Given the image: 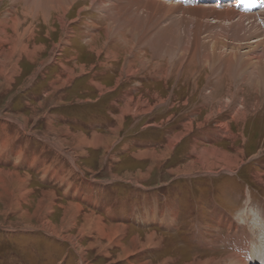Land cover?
Returning <instances> with one entry per match:
<instances>
[{
    "label": "rangeland",
    "instance_id": "obj_1",
    "mask_svg": "<svg viewBox=\"0 0 264 264\" xmlns=\"http://www.w3.org/2000/svg\"><path fill=\"white\" fill-rule=\"evenodd\" d=\"M59 1L0 0V264H231L244 239L254 264L264 75L253 87L241 70L264 60V2L223 0L251 17L218 25L122 0L63 14ZM214 42L220 60L201 62ZM85 215L124 229L109 242Z\"/></svg>",
    "mask_w": 264,
    "mask_h": 264
},
{
    "label": "bare ground",
    "instance_id": "obj_2",
    "mask_svg": "<svg viewBox=\"0 0 264 264\" xmlns=\"http://www.w3.org/2000/svg\"><path fill=\"white\" fill-rule=\"evenodd\" d=\"M76 0H60L59 3L63 5V7H61L59 9V12H62L63 14L66 13V6H70L72 5ZM106 1V0H104ZM122 1H126V6L128 7H133L134 9H140V10H146L149 8H156L157 10H161V12H163L164 10V14H170L171 12L174 11H180V12H189V11H194L197 13H200L203 16H207L210 17L211 15L214 16V23H218V25H221L222 22L225 23H232L234 21H236L237 25L240 23L241 21L244 20L243 18H246L247 16H250V13H247L248 15H245L244 13L239 12V9H236V4H231L230 6L227 5V7H224L226 5H223V0H205L204 2L208 3V5L206 6H198V5H192V7H188V4H186L187 0H173L174 2H168L167 0L161 1V0H122ZM191 1V0H188ZM195 1H199V0H195ZM194 1V2H195ZM201 1V0H200ZM227 1V0H224ZM261 2H264V0H260ZM100 2L102 3V1L100 0ZM108 3L107 7H110L111 5H109V0L106 1ZM202 2V1H201ZM229 2V1H228ZM213 3V4H212ZM215 3V4H214ZM264 5V4H263ZM217 6L219 9H217ZM45 7V6H44ZM106 7V6H103ZM221 7V8H220ZM117 8V7H116ZM186 8H191V9H186ZM195 8V9H192ZM112 9V6H111ZM243 7H240V10L242 11ZM136 10V9H135ZM245 10V9H244ZM139 11V10H138ZM47 15V19L49 17V15L46 13ZM160 15V14H158ZM152 16V15H151ZM253 16V15H252ZM45 17V15H44ZM164 17V16H163ZM251 17V16H250ZM215 19H218V21L216 22ZM126 20V18H125ZM63 22V21H61ZM252 22V21H251ZM64 24V22L62 23ZM246 24V23H245ZM233 25V24H232ZM242 25V24H241ZM201 26V24H200ZM63 27V26H62ZM154 27V26H153ZM244 27V26H242ZM240 27V28H242ZM230 29V28H228ZM255 30V29H254ZM242 31V30H241ZM257 31V30H256ZM260 32V31H259ZM201 32H195L192 35V46L195 48L198 47V41L200 40L199 36H200ZM264 37V36H263ZM186 39V45H187V49H189L188 47H190L191 41L189 39V37H185ZM244 39V38H243ZM239 40V39H238ZM241 41V40H240ZM260 43V39H253L251 41H249L248 43L245 44L244 49L245 52H249L250 49H253L254 47H257ZM244 44V43H242ZM241 44H239L240 46ZM212 50L210 52H208L207 48L205 49V55L200 56L202 61L201 62H212L213 60H220L221 56L223 55L222 52H219V44L214 42L212 44V46L210 47ZM234 49V48H233ZM264 50V49H263ZM236 52V51H235ZM165 53V52H164ZM230 54V52H229ZM228 54V55H229ZM238 54V53H236ZM194 53H190L189 55H187V57L182 58L181 60H179L180 62V67L182 69V64L183 63H189L190 59L194 56ZM235 55V54H234ZM231 56V55H230ZM238 56V55H237ZM229 58V57H228ZM238 58V57H237ZM241 59V58H240ZM255 59L256 61L252 60ZM252 59H250L249 63L247 65L244 66V68H242L241 71H245L246 73H248V77L249 79H244L245 82H249V84H251V86L253 87H257V85H261L263 81H261L260 76H263L264 74V60H261L260 58L257 59V57H253ZM243 61V60H241ZM246 63V62H245ZM186 65V64H185ZM243 65V64H242ZM184 67V66H183ZM238 68V67H237ZM181 69L179 70V73L181 71ZM182 72V71H181ZM243 76V75H242ZM245 77V76H244ZM264 77V76H263ZM246 87V86H245ZM228 90H230V88H228ZM231 93V92H230ZM217 105V104H216ZM220 105V104H219ZM223 105V104H222ZM222 107V106H221ZM218 108V107H217ZM216 110V109H215ZM238 111V110H237ZM239 112V111H238ZM236 116V115H235ZM238 116V115H237ZM236 116V117H237ZM62 143V141H60ZM64 143V142H63ZM62 143V144H63ZM65 144V143H64ZM5 147V146H4ZM2 149V148H1ZM4 151V150H3ZM213 151V150H212ZM73 152V151H72ZM213 154V153H212ZM20 156V155H19ZM33 161V160H32ZM54 169V168H53ZM213 169V168H211ZM211 169H207L208 171H210ZM231 169V168H228ZM56 171V170H55ZM67 171V170H66ZM55 174V173H54ZM16 176V175H15ZM61 177V175H60ZM17 178V177H16ZM23 181V180H21ZM71 212V219L81 210L80 207H78L77 205L74 204H69L68 205V209ZM65 211V210H64ZM68 211V212H69ZM63 216L66 218V212L63 214ZM95 218L92 217V215H85L84 218V225L83 228L85 226L89 227L90 224L92 225L93 221H91V219H93L95 221V225L92 227L94 230H97V235L99 237H108L107 239H110L109 242H111L113 240L114 237H116L117 235H119L124 227H120V226H111L107 227V225H104L102 223V220L100 217L95 216ZM65 218L63 220H65ZM261 218V217H260ZM66 221V220H65ZM69 221L71 222V220H68V222L66 221L67 224H69ZM63 222V221H62ZM66 224V225H67ZM259 226H264V221H261L259 224ZM257 226V224L255 225ZM48 227H50V229L52 230V232L54 234L57 235V232L54 228H51V226L48 225ZM261 228V227H260ZM109 229V231H107V234H104L103 231ZM83 232V231H82ZM264 233V232H263ZM264 235V234H263ZM154 236L152 234H150L149 238ZM112 238V240H111ZM245 240V239H244ZM244 240L242 241V243L236 244L235 245V250L232 253V258H231V264H247L248 261V255L250 252V248H249V244H247V241L244 242ZM264 242V241H263ZM258 243V244H257ZM148 247V246H146ZM252 247V246H251ZM254 251L253 253H256L257 256L254 257L255 263L254 264H264V243L262 245V243L260 242H256V245L254 246ZM89 248V247H88ZM82 250V249H81ZM258 257V258H257ZM194 262V260H193ZM206 262V261H205ZM189 264V263H188ZM193 264H202L201 261H197ZM205 264V263H204Z\"/></svg>",
    "mask_w": 264,
    "mask_h": 264
},
{
    "label": "crops",
    "instance_id": "obj_3",
    "mask_svg": "<svg viewBox=\"0 0 264 264\" xmlns=\"http://www.w3.org/2000/svg\"><path fill=\"white\" fill-rule=\"evenodd\" d=\"M19 161H20V159H18V157L17 158H14V157H9L8 158V162H9V164H12V166H14V168L15 169H18L19 168ZM25 164L28 166V162L26 163L25 162ZM110 212H114L113 210H109V212H107L110 216H115V212L113 213V214H110ZM198 234H200V233H198ZM193 237H196L197 238V235L196 236H194L193 235ZM192 245H195V244H193L192 242H190ZM150 246H152V245H149L147 248H145V249H143L144 251L146 250V249H150V248H152V247H150ZM142 251V250H141Z\"/></svg>",
    "mask_w": 264,
    "mask_h": 264
}]
</instances>
